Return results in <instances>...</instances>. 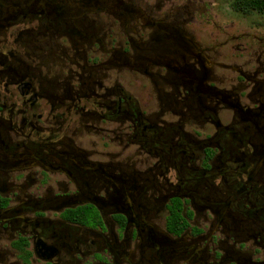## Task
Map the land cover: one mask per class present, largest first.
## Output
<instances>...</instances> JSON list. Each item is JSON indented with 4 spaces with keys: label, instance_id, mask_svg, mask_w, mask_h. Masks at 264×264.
Returning a JSON list of instances; mask_svg holds the SVG:
<instances>
[{
    "label": "flooded vegetation",
    "instance_id": "af4514ba",
    "mask_svg": "<svg viewBox=\"0 0 264 264\" xmlns=\"http://www.w3.org/2000/svg\"><path fill=\"white\" fill-rule=\"evenodd\" d=\"M194 12L0 0V264H264V38Z\"/></svg>",
    "mask_w": 264,
    "mask_h": 264
},
{
    "label": "rangeland",
    "instance_id": "374dc122",
    "mask_svg": "<svg viewBox=\"0 0 264 264\" xmlns=\"http://www.w3.org/2000/svg\"><path fill=\"white\" fill-rule=\"evenodd\" d=\"M179 6L194 9L195 19L208 30L224 29L231 33H252L264 38V0H247L249 7L241 8V0H171ZM257 3H259L257 5ZM249 42L248 38L243 39Z\"/></svg>",
    "mask_w": 264,
    "mask_h": 264
},
{
    "label": "trees",
    "instance_id": "16d2710c",
    "mask_svg": "<svg viewBox=\"0 0 264 264\" xmlns=\"http://www.w3.org/2000/svg\"><path fill=\"white\" fill-rule=\"evenodd\" d=\"M257 2H261V0H257ZM258 4H259V3H257V5H258ZM249 5H251V2H249V1H247V0H241V4H240L241 8L244 9V7H249Z\"/></svg>",
    "mask_w": 264,
    "mask_h": 264
}]
</instances>
